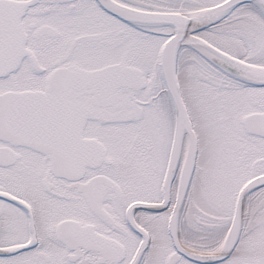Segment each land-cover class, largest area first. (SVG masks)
Segmentation results:
<instances>
[{
  "label": "snow or ice",
  "instance_id": "obj_1",
  "mask_svg": "<svg viewBox=\"0 0 264 264\" xmlns=\"http://www.w3.org/2000/svg\"><path fill=\"white\" fill-rule=\"evenodd\" d=\"M0 264H264V0H0Z\"/></svg>",
  "mask_w": 264,
  "mask_h": 264
}]
</instances>
